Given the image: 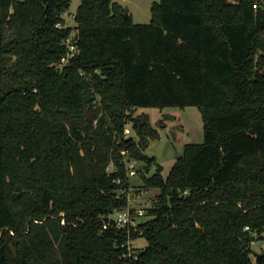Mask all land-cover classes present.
<instances>
[{
    "label": "trees",
    "instance_id": "obj_1",
    "mask_svg": "<svg viewBox=\"0 0 264 264\" xmlns=\"http://www.w3.org/2000/svg\"><path fill=\"white\" fill-rule=\"evenodd\" d=\"M255 2L160 0L135 23L113 0H80L65 26L70 0H0V264H264L252 249L264 225ZM67 38L77 52L57 68ZM138 107L201 113L202 142L166 175L144 153L158 133ZM134 159L142 187L159 189L130 228L147 242L135 260L125 231L103 229L128 206Z\"/></svg>",
    "mask_w": 264,
    "mask_h": 264
},
{
    "label": "rangeland",
    "instance_id": "obj_2",
    "mask_svg": "<svg viewBox=\"0 0 264 264\" xmlns=\"http://www.w3.org/2000/svg\"><path fill=\"white\" fill-rule=\"evenodd\" d=\"M80 0H70V6L63 14L64 25L74 26L73 19L76 7ZM132 15V20L135 23H148L151 19V6L160 0H113ZM228 1V0H227ZM134 116H141L149 125L156 130L158 138L149 141L148 147L144 153L147 156L155 157L156 161L163 167L162 174L166 175L177 157L183 152V147L187 143H200L203 140L202 119L201 113L196 107H185L180 109L177 107H166L164 109L158 108H142L138 107L133 110ZM87 119L91 120L92 116L87 111ZM124 136L132 135L137 140L139 137L132 129V123L128 122L125 125ZM129 163L134 165L136 174L129 176V190L133 192L130 195V202L132 209H143L150 206L154 201L156 195L159 193L157 188L144 189L142 187L143 181L141 179V172L144 171V162L138 160H130ZM155 170V166L150 168L146 175H150ZM145 214L139 218L138 222L146 220ZM134 230H138L136 227ZM147 244L143 237L135 239L133 245L137 250L143 249ZM259 247L258 243L253 244V249Z\"/></svg>",
    "mask_w": 264,
    "mask_h": 264
},
{
    "label": "built area",
    "instance_id": "obj_3",
    "mask_svg": "<svg viewBox=\"0 0 264 264\" xmlns=\"http://www.w3.org/2000/svg\"><path fill=\"white\" fill-rule=\"evenodd\" d=\"M230 3H235L236 0H228ZM259 4H264V0H256L254 3V9L258 8ZM74 19V16H73ZM57 27H63L62 23H58ZM66 48H67V53L66 55L62 56L61 60L55 64L54 66L57 68H62L64 65H66L69 62V59L74 56L77 52L76 45L73 43V41L70 38H67L66 40L63 41ZM124 153V152H123ZM126 167L128 169L127 171V176H134L136 174V171L134 169V165L132 163H129L127 160L126 162ZM133 195V192H130V195ZM130 199V196H128ZM128 199V200H129ZM155 202V200H154ZM129 205L130 202L128 203V206L125 207L124 209L120 210H115L109 217H108V222H105L103 224V229H107L109 225L113 226L117 231H125V234L123 235L125 238L123 242H121V247H123L126 250V254L130 257H132L133 260L137 258V255L140 250H137L134 248V241L135 238H131L129 235L130 228H134L138 225V219L141 218L145 211L141 209H132ZM245 230H249V227L246 226L244 228ZM254 236L256 237L254 241L252 242V249H253V244L258 243L259 247L257 249H253L254 252L258 253H264V225L263 229L258 232L255 231ZM117 240V239H116ZM123 256L125 257V254L123 253Z\"/></svg>",
    "mask_w": 264,
    "mask_h": 264
},
{
    "label": "water",
    "instance_id": "obj_4",
    "mask_svg": "<svg viewBox=\"0 0 264 264\" xmlns=\"http://www.w3.org/2000/svg\"><path fill=\"white\" fill-rule=\"evenodd\" d=\"M262 73L264 74V68H263V70H262Z\"/></svg>",
    "mask_w": 264,
    "mask_h": 264
}]
</instances>
